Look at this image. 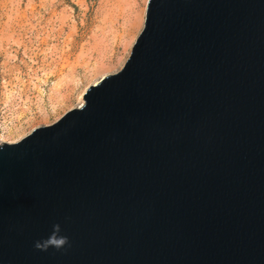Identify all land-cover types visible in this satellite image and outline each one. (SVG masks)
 Instances as JSON below:
<instances>
[{
    "label": "water",
    "instance_id": "95a60500",
    "mask_svg": "<svg viewBox=\"0 0 264 264\" xmlns=\"http://www.w3.org/2000/svg\"><path fill=\"white\" fill-rule=\"evenodd\" d=\"M82 99L0 144V264H264V0H148Z\"/></svg>",
    "mask_w": 264,
    "mask_h": 264
},
{
    "label": "rangeland",
    "instance_id": "374dc122",
    "mask_svg": "<svg viewBox=\"0 0 264 264\" xmlns=\"http://www.w3.org/2000/svg\"><path fill=\"white\" fill-rule=\"evenodd\" d=\"M145 2L0 0V132L18 131L8 141L56 122L88 82L119 70Z\"/></svg>",
    "mask_w": 264,
    "mask_h": 264
},
{
    "label": "bare ground",
    "instance_id": "6f19581e",
    "mask_svg": "<svg viewBox=\"0 0 264 264\" xmlns=\"http://www.w3.org/2000/svg\"><path fill=\"white\" fill-rule=\"evenodd\" d=\"M146 2V5H147V1L148 0H145ZM145 5V6H146ZM145 12H146V7H145V10H144V15L141 17L142 18V20H141V30H142V28H143V26H144V21H145ZM140 18V19H141ZM138 25V24H137ZM139 26V27H140ZM138 27V28H139ZM140 29V28H139ZM138 29V30H139ZM137 36V35H136ZM135 36V37H136ZM132 38H134V36H132ZM135 40H136V38H134V39H132V41H127L128 42V46H130L131 45V48H132V46H133V44H134V42H135ZM128 46H126V48L128 47ZM131 48H130V51H131ZM130 51H129V53H128V55L130 54ZM121 62V66H120V68L123 66V64H124V62H125V60H121L120 61ZM119 68V69H120ZM98 74V75H97ZM95 73V75H97V76H100L101 74V76H100V78L99 79H97L96 81H94V82H92L93 84L92 85H95V84H97L102 78H104L105 76H107V74H103V73H101L100 75H99V73ZM94 76V75H93ZM92 77V76H91ZM90 77V78H91ZM92 78H94V77H92ZM92 78H91V80H92ZM90 81V80H89ZM89 83L90 82H88V86L85 88V90L83 89V91H81V92H79L80 94L78 95V97L76 98L77 100V105H76V108H80L83 104H84V101H83V99H82V96H84V94H85V92H86V90H87V88L89 87ZM91 84V83H90ZM91 86V85H90ZM56 103V102H55ZM57 104V103H56ZM54 106V105H53ZM58 106V105H57ZM57 106H54L53 108H54V110L53 111H55L58 107ZM65 107V106H64ZM61 108V107H60ZM68 108V107H67ZM72 108V107H71ZM62 109V108H61ZM60 109V110H61ZM58 110V109H57ZM69 110H71V109H67L66 111H63L64 113L63 114H65L67 111H69ZM59 111V110H58ZM62 115H60V113H59V117L57 116V119H56V121L61 117ZM17 125V124H16ZM18 130V129H17ZM20 132V131H19ZM16 133H18V131H13V129L12 130H4L3 132H0V144H2V143H15V142H18L19 140H21L22 138H24L25 136H27V134H22V135H20V134H17V141H8V138H10V137H12L13 135H15ZM14 140V139H13Z\"/></svg>",
    "mask_w": 264,
    "mask_h": 264
},
{
    "label": "clouds",
    "instance_id": "9594fccd",
    "mask_svg": "<svg viewBox=\"0 0 264 264\" xmlns=\"http://www.w3.org/2000/svg\"><path fill=\"white\" fill-rule=\"evenodd\" d=\"M62 228L59 223L53 225V231L50 235L43 239L37 240L34 247L40 251H48L49 248H55L57 251L67 250L71 247V242L68 236L62 235Z\"/></svg>",
    "mask_w": 264,
    "mask_h": 264
}]
</instances>
